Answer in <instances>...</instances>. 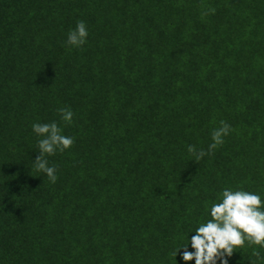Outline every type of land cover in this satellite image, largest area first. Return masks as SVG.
Here are the masks:
<instances>
[{
  "label": "trees",
  "instance_id": "obj_1",
  "mask_svg": "<svg viewBox=\"0 0 264 264\" xmlns=\"http://www.w3.org/2000/svg\"><path fill=\"white\" fill-rule=\"evenodd\" d=\"M51 122L75 138L55 184L33 168ZM239 186L264 199V0H0V264H185Z\"/></svg>",
  "mask_w": 264,
  "mask_h": 264
},
{
  "label": "clouds",
  "instance_id": "obj_2",
  "mask_svg": "<svg viewBox=\"0 0 264 264\" xmlns=\"http://www.w3.org/2000/svg\"><path fill=\"white\" fill-rule=\"evenodd\" d=\"M215 9L209 8L202 15L214 14ZM88 30L83 21H78L76 27L69 31L66 45L80 48L87 42ZM61 119L70 124L74 113L68 107L58 110ZM32 131L39 137L37 141L38 155L33 161V168L37 172L46 174L48 180L55 184L57 181L56 167L49 166L47 157L70 149L75 138L63 134L62 128L56 123H34ZM232 131L231 126L225 121H220V126L211 132L212 143L207 150L197 149L189 145L187 151L200 161L205 156L213 155L215 149L224 144V137ZM218 201L210 205V216L206 222L195 229L191 243L193 251H188V244L183 246L182 258L185 264L195 261V264H228V259L241 246L252 247L254 260L250 264H264V256L258 248H264V199L257 194L230 188L223 189L218 194ZM181 248L171 254L176 257Z\"/></svg>",
  "mask_w": 264,
  "mask_h": 264
}]
</instances>
